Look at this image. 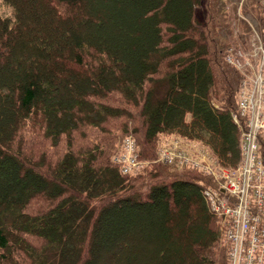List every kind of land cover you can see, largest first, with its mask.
Instances as JSON below:
<instances>
[{"label": "trees", "instance_id": "trees-1", "mask_svg": "<svg viewBox=\"0 0 264 264\" xmlns=\"http://www.w3.org/2000/svg\"><path fill=\"white\" fill-rule=\"evenodd\" d=\"M103 1L126 12L0 0L11 11H0V264H121L117 242L137 263L228 264L203 194L211 178L162 162L159 147L178 134L238 164L242 74L226 52L248 46L239 4L264 24V0ZM126 135L145 161L137 172L114 159ZM143 219L146 234L164 233L150 253L124 239L140 238Z\"/></svg>", "mask_w": 264, "mask_h": 264}, {"label": "built area", "instance_id": "built-area-1", "mask_svg": "<svg viewBox=\"0 0 264 264\" xmlns=\"http://www.w3.org/2000/svg\"><path fill=\"white\" fill-rule=\"evenodd\" d=\"M226 58L244 75L232 112L240 129L239 164H221L206 146L179 136L159 147V159L199 169L212 178L203 194L210 210L222 219L228 264H264V27L253 26L249 47L232 45ZM114 159L125 173L145 165L131 135L123 138Z\"/></svg>", "mask_w": 264, "mask_h": 264}, {"label": "rangeland", "instance_id": "rangeland-1", "mask_svg": "<svg viewBox=\"0 0 264 264\" xmlns=\"http://www.w3.org/2000/svg\"><path fill=\"white\" fill-rule=\"evenodd\" d=\"M118 1H121V0H118ZM94 5H96L97 7H105L112 15H114V16H112L113 18L117 17L118 12H126L125 11L126 7L124 5H122V8H118L117 6L112 8L111 6H108V4L105 1H103V0H94ZM0 11H1V13L3 15L10 14V12H11L10 9L7 6L3 5L2 3H0ZM127 13L129 14L130 11L129 12L127 11ZM115 15H116V17H115ZM112 22H113V19H112ZM98 34L101 35V32L98 33ZM103 37H104V35H103ZM171 136L182 137V136H180L178 134H173ZM206 202H207V205L209 206V203H208L207 199H206ZM153 220L155 221V220H159V219L157 217H154ZM149 222H150L149 220L143 219V225L139 228V230H140L139 232H140V235H141L140 238H139V236H137V234H134V233H128V234L124 235V239H126V238L130 239L131 237H133V238L135 237V239H137L138 242L143 241L144 243H147L149 245L148 248H146V246H143V245L140 246V250L144 251L145 253H150L151 252L150 249L153 247V244H151V242L155 241L156 237L158 238L160 236H163V234H164L163 231L162 232L160 231L157 234H146L145 233L147 231L146 226H149L148 225V224H150ZM166 241H163L164 242L163 244L168 247L170 242H168V241L166 242ZM122 246H123V248H122ZM116 247L119 250H117L115 252V254H114L113 258H112V261L115 260V259L121 260V264H144V262L147 263V264H155V260L154 261H153V259L150 260V258L145 259L144 256H142V258H141L142 260H144L143 263L142 262H138V263L135 262V260H134V257H135L134 253L135 252L132 250L131 245L129 243L117 242L116 243ZM105 254L107 255L108 253H105ZM105 256H103V258H105Z\"/></svg>", "mask_w": 264, "mask_h": 264}]
</instances>
